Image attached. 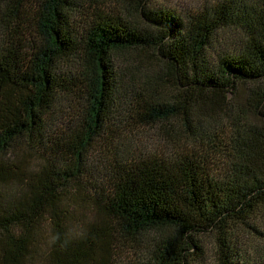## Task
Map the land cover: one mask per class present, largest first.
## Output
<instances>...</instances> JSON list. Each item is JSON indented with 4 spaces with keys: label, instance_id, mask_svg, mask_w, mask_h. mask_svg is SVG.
I'll use <instances>...</instances> for the list:
<instances>
[{
    "label": "trees",
    "instance_id": "obj_1",
    "mask_svg": "<svg viewBox=\"0 0 264 264\" xmlns=\"http://www.w3.org/2000/svg\"><path fill=\"white\" fill-rule=\"evenodd\" d=\"M150 1L0 0V264H264V0Z\"/></svg>",
    "mask_w": 264,
    "mask_h": 264
},
{
    "label": "rangeland",
    "instance_id": "obj_2",
    "mask_svg": "<svg viewBox=\"0 0 264 264\" xmlns=\"http://www.w3.org/2000/svg\"><path fill=\"white\" fill-rule=\"evenodd\" d=\"M128 0H124L122 2H120L119 0L116 2L115 0H107L108 4L110 5L111 8H117V3H119V7H122L121 5H124L125 8H129L128 4H127ZM219 0H151L148 7L150 9H155V10H164V11H169V12H174L177 15H179L182 19H186L188 17V14H193L198 12L199 10H203L205 7L208 8L212 5H216L219 4L218 3ZM236 41L235 42H230L233 45L238 44V38H235ZM223 45L225 42L221 41ZM221 47L220 45L216 46V50H219ZM150 60V58H149ZM150 63V61H148V64ZM156 63V62H154ZM157 66V63H156ZM261 232L263 233V230L260 229ZM211 239L209 238H205L203 239V242L205 243V246L207 248V253L205 255V264H214L213 259H212V251H211ZM240 248H242L245 252L247 253H253V250L250 249V244L252 243V245L254 247H256L261 254H264V248L261 247L263 245V243L261 242L262 240H257L254 238V236H243L240 237ZM144 244H140V245H135V247H139L141 248L142 246H144ZM138 250V249H136ZM46 251L49 253L50 250H48L46 248ZM132 251V250H131ZM46 252V254H47ZM130 254L129 253H123L124 257H128ZM131 257V256H130Z\"/></svg>",
    "mask_w": 264,
    "mask_h": 264
}]
</instances>
